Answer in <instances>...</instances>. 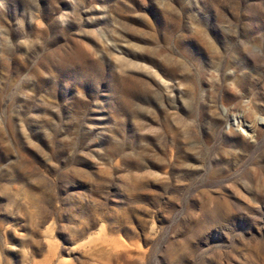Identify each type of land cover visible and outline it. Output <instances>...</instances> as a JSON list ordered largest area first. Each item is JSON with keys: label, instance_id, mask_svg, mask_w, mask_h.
Segmentation results:
<instances>
[{"label": "rangeland", "instance_id": "obj_1", "mask_svg": "<svg viewBox=\"0 0 264 264\" xmlns=\"http://www.w3.org/2000/svg\"><path fill=\"white\" fill-rule=\"evenodd\" d=\"M0 264H264V0H0Z\"/></svg>", "mask_w": 264, "mask_h": 264}]
</instances>
